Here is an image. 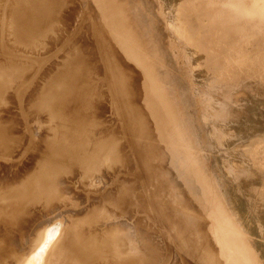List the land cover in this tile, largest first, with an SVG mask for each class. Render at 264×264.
<instances>
[{"label": "rangeland", "instance_id": "1", "mask_svg": "<svg viewBox=\"0 0 264 264\" xmlns=\"http://www.w3.org/2000/svg\"><path fill=\"white\" fill-rule=\"evenodd\" d=\"M11 1L12 0H5L6 2L4 3L5 8L4 10L2 9V11H0V45L4 43L5 39H7V37H5L6 35L2 33L1 31L5 29H9V28H14L11 24H9L8 26L5 25V20L3 22V19L5 18L4 16H6V14H8V16L10 15V10H9L10 5H6V4H9ZM52 1L54 2V0ZM65 1H66V7H61L60 5H58V7L56 6V9H55L56 13L54 16H56L55 17L56 19L58 18V20L60 19L65 22L63 23L62 21V24L59 22V24L61 25V28L60 26L59 28L61 29L62 32H64V36L66 37L63 36L62 38H59L58 37L59 35H58L57 36L58 38L56 37L57 41L55 43H54V40H52V38H48V41L52 40V43H54V45L50 42L51 43L50 48H48L46 45H42L43 47L45 46L43 49V47L41 46V41L39 40V38L37 39V37L41 34L50 33V30H48L46 27L44 28L40 27L41 23L37 19L38 18L37 14H35L34 12H30L31 20L34 19L33 24H32L34 25V27L32 28L33 40L35 39L36 45L38 44V41H40L39 42L40 46L39 44L37 45V49L38 48L39 49L37 50L35 48L34 51L37 50V52L32 51L34 52L33 54L32 52L31 54L30 53L25 54L21 50L18 51L15 47L5 46V48L9 52L14 53L16 57H10L8 54H4V56H1L2 59L0 60V66H3V67L5 66L6 72L9 73L7 75L8 79H12L14 76H19L20 74H23L25 76V77L22 76L18 80H16L15 81L16 84L11 82L9 84V88H13L16 85H19V82H20V86L22 88H26L24 91V95L27 96L28 95L27 91L29 92L32 91L29 89H33L34 91L36 89L37 91H35V93L33 94L34 96L33 106L30 104L27 109L26 108L24 109L23 112L20 110L19 106L16 103V99H17L16 97H15L16 99H14L13 96L12 97L10 96L11 97L10 101L8 98H6V102L3 101L4 105L8 104L9 102L12 105V107H14L13 109L11 107V110L13 111V113H16L15 114L16 119L22 125V128H20V130L21 129L23 130L19 132L20 133L19 136L21 139V140H18L19 142H21L19 144V147L14 150L12 155L2 156L3 158L0 157V173H1L0 174V187L2 186L3 188V190L2 188H0L1 189L0 197L2 196L1 194L2 192H3V195L5 196L7 195L6 197L10 196L13 193V190L16 189L15 186L17 185V183L15 184L14 182L19 181V179H23L24 177L28 181H31L32 179L31 176H33V178L34 176L38 178V176L40 175L39 171H38V175H36L37 170L34 169L33 167L34 166V161H33L34 156L31 157V155L33 154L32 152H34V150L31 151L27 147V145L29 144L28 142L29 138H27L28 136L25 137V135H27L29 131H32L33 133L36 132L37 134L49 136L48 128L50 126H53L54 124H57L61 126L63 129H67L71 135H74L76 132H81L82 134H80L81 136H79V139L82 140L86 145L85 146L84 143L82 144L83 149L91 150V151L94 150L96 154L94 155L91 165L82 164L81 162H78L75 160L74 162L69 161L66 164H64L63 158L60 156H56L61 161V164H63L57 169L58 172L63 173V172L70 171L72 174V170L70 169L69 163H74L77 167H79L82 170V172L80 173V176H78L79 174H77L76 176L75 175L76 173L74 172V174L70 178H68L69 176L65 177L66 175L64 174H58L56 176L58 178L55 177V179L59 181V184L57 185V183L55 182L52 190L50 191L51 193H54L58 188L57 190L58 196H56V200L53 201L54 203L43 204L40 202L39 204L38 203L33 204V205L30 204L31 205L30 207L27 204L28 207L21 206L18 208L14 205L13 202H3L2 205H0V210H1L0 213H2V218L0 222V245L4 244L3 241H7L9 243V241L11 240V242L13 243V245L11 243V252H9L11 253L10 255L9 253L0 251V260H2L1 262H5V264H57V263L58 264H78L76 262V259H72L69 257L68 249L71 248V246L73 245L74 241L72 238H75L74 234L71 235L70 226L73 227L72 225L74 224H72V222H75L76 226L78 227L76 229L77 230L76 232H78L79 235L81 236L79 230L82 229L81 227H84L86 225L85 222L87 221V218L88 219L92 218V220L95 218L94 221L90 219L92 222V225L96 226L94 227V229L96 230L98 229V231L99 229H101V227H102V230H104L105 228L107 229L111 227L113 229H119L121 230V232L118 235L120 238H128V236L132 234V233L128 234V231H127V234L126 232H124V230H127L128 228H131L132 230H136L139 232V234L141 233L142 235L144 233L142 230L145 229L147 231L146 228H149L150 231L147 234H148V239H150V243L148 242L147 244L148 246L145 244L143 245L144 250H142V247H143L142 242L136 241L133 238H131L133 235H131V237L129 236L131 238V243H133L134 245L132 246V244L130 243L131 246L129 244L127 249L131 254L133 255L135 254L134 255L135 259L126 260V261H128V263H131V264H150V263L151 264L152 263L153 264H165V263L166 264H176V263L177 264H180V263L181 264H243L244 262H247L246 264H252V263L261 264V262L259 263L260 261L259 253H255L254 251H252V247L248 246L250 241L247 240L246 238L248 237L249 239H252L253 243L255 240L257 243L264 242V226H263L264 225L263 224L264 222V159L260 157L262 160L261 159L259 160L256 157V156H262V155L264 156V88L262 87L263 84L251 83L250 92H248V90H246V85H243V82L246 84H249V82L254 81L255 80L254 78H256L257 76H260L261 74L262 76L260 77H264V65L258 62V60L263 59V56L258 55V54H253L251 51H245V55L243 56L242 62L244 64L243 65L244 68L248 69L247 78L249 82L246 80L245 81L240 80V76L238 75L239 73L238 68L240 67L239 65L238 67L234 66L230 68L232 69L233 72L231 75H226V76L227 77L230 76L231 78L232 77L236 78L235 84L237 85L240 84L239 85L240 87H236L237 89L236 88L231 89L222 84H217L218 81L221 80L222 77L225 76L223 71H221L218 74H215V76H213V74H211L210 76L209 75L206 76L205 71L203 69H201L202 72L199 71L200 68H197V66H195V69H194L193 64L192 66L188 67L187 71L190 72L194 69V75L190 74L189 75L190 81L185 82L184 78L182 77L181 69L179 66L180 61L175 60L174 65H171L170 61L167 64L165 61H160L161 59L159 58V53H162V51L159 48V46L158 48H155L153 52L147 49V47L144 44L145 42L142 36L143 34L142 29H144V27L142 26V28H138L137 26L134 25L135 22L131 20V15L134 13V11L132 10L134 9L131 10L130 8L132 6H129V5H128L129 8H127L126 6L128 4L127 2H124V0H115L114 3H111L113 7L111 6L107 8L102 7V5L100 6L98 4L100 7L97 9V11L104 9L109 19L107 23L103 24V23L98 22L97 12L94 11L92 8L90 9L88 8V2L86 0H65ZM57 3H59L58 0H57ZM122 6H125V8H123ZM204 7L208 10L213 8V7H210L208 3H206V5L204 4ZM253 8H255V6L253 5L248 6V9L253 10ZM66 10L67 11L69 10L74 16V21L71 24H69L68 21H65L66 20L65 14H68L66 13L67 12ZM19 11H20V8L15 10V13ZM33 14L34 16H32ZM61 15H62V19H61ZM133 16L135 18V15ZM119 17L122 21L125 20L126 25H127V29L125 28L126 31L123 29L124 25L121 24V20L119 19ZM214 20H215V16L212 18V21ZM200 22H201V26L199 28V31L197 32L200 36L204 38L202 39V47L205 49L204 50L205 52L202 53L203 55H208L211 52L212 54L214 53L219 54L221 52L226 53L232 49V47H228L227 45H224V39L219 37L218 34H214V35L208 34L207 36L209 37L206 36V34L208 33V30H205L206 28L204 27V25L208 24V18L202 19L200 20ZM220 22L222 23V21ZM118 23H119V26H117ZM216 23H217V19L215 20V24ZM101 24L105 25L107 29H109L110 32H114V33H117V30H118L117 27H118L120 30L119 34L120 33L123 34L122 38H124L123 39L124 42L127 41L126 36L127 37L132 36L133 42L128 40L126 45H132V44L136 45V50H134L132 55L135 58L139 59V62H141V66L145 68V70H147L148 72L147 73L148 76L143 74V79L146 80L148 77H150L149 79L152 80V84L155 87V91L153 92L154 96L147 97L149 101L154 102V100L157 97L164 98L165 101H167L169 105V110L173 112V109H174V114H176V111H177L176 108L178 106L176 105L178 102V98L176 96V92H174L175 86H176L178 87V89L185 88V87L191 88L195 94L199 95L197 99L196 98L193 100L190 99L191 102L188 108L186 109L187 115L197 114L198 112L193 102L198 101L200 99L204 100L205 102H208L207 104L209 105V110H207L208 107L206 106V103H204L203 108H201V110L198 113L200 116H199V121H197L196 123L198 122L199 123L193 127V132H195L196 134L206 135L205 143L197 145L196 142L194 141L195 135H192L191 137L188 136L190 134L188 126L186 125V122L183 121L184 120L183 118H178L179 115H177L178 117L175 115V120L172 122V125H173L172 128L174 129V133L177 135V137L180 136L179 138L181 140V144L184 141L183 142L184 144L180 146V149L182 151L181 155H183L181 157L184 160H182L181 157H176V155H173V157H171V161H173L174 163L172 162L170 164L175 165L177 163L182 164L184 162L186 163L185 165L187 166L183 168V171L178 172V174L180 175L178 176L179 178L177 177L178 175L177 171L174 172L176 175L172 173L171 176L173 178H175L176 176V178L174 181V179H172L170 176L169 177L170 182L171 181L172 183L182 182V184H186V181L192 180L194 178L193 182H191L193 186L192 187L189 186L186 189H183V192L177 191L175 187H173L174 185L171 184L170 182H166V184L167 183L169 184V185L167 184L168 185L167 187L166 184H164L165 180H162L159 177L157 178L156 176L158 175L155 176L154 172H151L149 174L148 172L149 169L148 170H146V168L144 169L143 166L140 165V163H138V159L135 157L136 155L134 153L130 155L120 154V155L115 156V158H111V159H108L105 157L103 158L102 154L105 153L107 151V148L109 147H106L103 151H100L98 144L99 142L107 138L111 139L113 143L115 140H118L120 144H122V146L125 148L127 153H130L129 151L130 149L135 150V147H133L132 143L127 140L128 138L127 136L129 135V133L127 132L126 134L125 133L119 134L123 130L125 124H122V121L119 120L120 114L117 112L118 107L115 104V102H113V100L111 99L112 97L111 93L107 94L109 92L105 90V88L102 91V93H104L105 96L101 95L100 96L101 99L98 98V96H96V98H98V105L96 107L94 106V104L87 105L86 103L88 101L87 100L84 101L85 107L83 106L82 108V113L84 115L79 114L80 110L75 109L76 105L73 106L74 98H75L74 94H70L62 99L58 97L56 93L54 92L55 84L56 85L57 83L62 84V80L60 78L65 79L64 74H60L61 76L59 75L57 76V73L58 72L60 73V67L65 65L66 62L67 63L70 62L69 63L71 64L70 66H72V68L74 69L81 67L80 71H87L86 64L83 60L90 62L91 66H94V63H96L95 65L102 67L101 61H97V62L92 61L93 57L95 56L92 49H94L95 47H91L89 49L90 52H88L89 50H84L82 48V45L77 44V42L80 43V41H77L78 37H82L86 41L85 39L86 35H89V33H91L92 31L98 30L96 27ZM63 27L66 28L65 31H68L67 33L63 31L64 30ZM67 28L69 30H67ZM170 32L172 36H176L175 32H172L171 30ZM12 40L14 42V41H17L18 38L13 36ZM181 40H182V44H180L181 46H178V44H175L173 48L175 47V48L185 51L188 49V45L186 42L184 44L182 37H181ZM98 42H100V40H96L95 38L92 41H86L87 45L89 46H94ZM52 45L54 47H52ZM21 48H23V45H21ZM73 49H75V52H74L75 56L72 55ZM44 51H46V54H44L45 53ZM1 53L2 52L0 48V54ZM83 53L86 54L85 57L81 56V54ZM235 53L237 54L236 51ZM48 56L50 58H48ZM61 56H62V59H61ZM64 56L65 58L63 61ZM76 56L78 58H81L82 60L77 62V60L74 59ZM217 56L219 57V55ZM237 56L239 55L238 54L236 55V59H237ZM70 59H74V60L71 62ZM51 61H54V62H51ZM209 61L211 63L221 64L222 62H224V58L221 60H216L215 56H213L211 57V59H209ZM50 62L53 64L50 65L51 64ZM56 62L61 63L59 64L60 66ZM236 63L238 62L236 61ZM87 68L89 71V66H87ZM52 70L53 72L51 74ZM40 72H42L41 75H40ZM120 72L128 73V74H131L132 76L136 74V70L134 69V67L130 66L129 64L123 66L120 69ZM192 77H194V80H193L194 82H191ZM212 78H217V81L213 82ZM134 79L137 80V78H134ZM84 80H85V77H84ZM107 82H109L107 77L100 76L98 81L96 80L93 84H91L90 82V85L99 87L101 85L106 84ZM190 82L192 83L191 86H190ZM7 84H8V81H7ZM6 86H4V88ZM195 86L199 87V92H197L198 90ZM88 87H89V83L85 80L84 84L81 85V89L84 90L85 92H88L89 90ZM7 90L8 88L6 89V91ZM245 90H246V93H244ZM221 92L225 96H222ZM82 95L86 96V93L82 92ZM63 101L65 102L63 103ZM213 101L216 102L215 104L216 109H217L216 117H214L215 112H216L215 108L212 110V107L214 106ZM68 103H71V104L68 106ZM34 105L37 108H35ZM222 105H224V110L223 111L220 110L221 113H219L218 109ZM33 110H37L36 111L37 114L36 113L32 114ZM93 110L99 117L102 118V119L100 118V123H98L97 121H91L92 118L90 117L93 116ZM98 110H102V111H98ZM202 111L205 112L204 114L206 118L208 119V121L204 120ZM39 112H40V115H39L40 119L43 118L41 123L38 122L39 119L37 115L39 114ZM246 112H248V114ZM20 119L22 120V122ZM69 119L71 122L70 125L65 123L66 120H69ZM6 120L7 119H5V121ZM184 127L186 130L183 129ZM228 127L232 128L231 131L228 130ZM105 130L107 131V133L105 132ZM184 131L186 133H184ZM187 131L189 132V134ZM95 133H97V135ZM100 135L101 137L99 138L98 136ZM217 136L220 137L219 144L217 141L218 138L216 139ZM96 137L99 139H97ZM254 140H256V142L252 144ZM54 142L56 143L57 141H54ZM20 145L22 146V148ZM172 145L174 146L175 149L178 148L176 142H173ZM187 145L188 147L190 145L188 149H187ZM89 146L91 147V149H89L90 148ZM24 147H27V148L25 149ZM253 147L257 151L259 149L258 153L253 154L255 153L254 151H252ZM230 148H231V151H233V155H232L233 158L241 157V159H243L244 163L240 164V166L239 165L234 166V160H232L229 157H225L226 150L228 149L230 150ZM68 152L71 155H74L77 159L79 158L76 155L75 151H68ZM20 153H23L22 156ZM152 155L154 157L156 153L153 152V154H151L148 157H152ZM186 156H189V157L186 158ZM133 157H135L134 160H133ZM100 158H103V159L101 160ZM189 160L190 161L193 160L194 162L193 161L190 162ZM96 161L98 162L99 167L92 166L93 163ZM99 162L101 165L99 164ZM127 163L128 164L131 163L129 164V168L127 166L128 165ZM191 164L192 165L194 164V165L192 166ZM48 165H49V161L47 160L45 163H43V166H44L43 168L47 167ZM211 165H213L214 172H216V175H217V177L214 179H212V176H211V171H210ZM230 167L232 168L229 171L228 169ZM33 170H35L36 172ZM223 170H227V173L223 172ZM145 171L147 172V174L145 173ZM154 171H156V169ZM187 171H188V174H187ZM197 172L199 174L201 173L202 175L200 174L201 176H199ZM232 172L233 173L235 172H239V173L248 172L249 173L250 172L249 174L251 178L246 181V184H247L246 185L243 180H240V179L236 180V177L237 175H239V173L233 174ZM48 174L52 176L56 175L55 173H48ZM186 174L189 177L188 176L185 177ZM166 176L167 175L165 174V177ZM123 177L128 180H125ZM149 177H154L155 179L157 178V180L152 179V178L149 180ZM131 178L135 179L136 181ZM145 178H147L148 180H144ZM198 179L202 181L200 182L199 180L198 182ZM137 180H138V183H137ZM124 181H125L124 184H127L128 187L124 184H123L124 186L121 185V183H123ZM145 181H147V183L151 182L150 183L151 186L149 185V183L148 184L145 183ZM114 182L115 184L118 183L116 184L118 185L116 186L117 188L116 187L114 188L115 184H113L112 186L114 188V192L112 191L113 189L107 191L108 188H112L111 185ZM203 183H205V185ZM215 183H217L218 185L216 186ZM119 184H120V187H119ZM136 185H139V186L136 187ZM152 185H154L153 188H155V186L157 187L160 186L159 188H155V189H158L159 193L155 189L152 190ZM206 185H207L206 188L208 190L205 189L204 187ZM3 186H7V187H3ZM88 186L89 188H87ZM149 186L151 187L152 191L149 190L150 188ZM250 186H252V188H250ZM8 187H11V189ZM13 187L14 189H12ZM139 187L141 191L138 189ZM7 188L10 189L9 193H8L9 190H7ZM120 188H122L123 190ZM124 188L125 190L126 188H128L129 190L128 189L127 190L130 193L127 190L124 192ZM145 188H147L149 191ZM163 188H165L166 190ZM172 188L174 189L172 190ZM92 189L94 191H91ZM118 189H120L122 194H120V191ZM159 189L165 190L164 193H162L163 191L162 190L160 191ZM132 190L134 192L133 194H132ZM154 190L155 192H153ZM170 190L173 192H171ZM150 191L152 192L151 194L153 197H155L154 195H157V194H161V196L163 197V194H164L163 201L165 199V194H167V201L165 199L166 203L163 202L159 197L158 198L161 201H157V198H154L156 201L152 200ZM107 192H110V193H107ZM147 192L149 193L148 195L151 196V198L148 196L146 197ZM208 192H211V194ZM102 193H104V195ZM105 193L107 195H105ZM126 193L127 195H125ZM136 193L138 194L137 197H136L137 195ZM108 195L111 197H115V195L117 197L118 195V198L120 199L118 201L119 203H117L116 205L114 202L113 203L111 202L112 204L106 202L107 200L105 197H109ZM170 195L178 198L177 201L173 202L172 199L170 200V198H168L170 197ZM205 195L208 197H206ZM5 196H2V197H5ZM121 196L123 200H121ZM123 197H127V200L129 202L132 200L131 203H129L128 201H125V198ZM144 197H146L148 201H145L146 199H144ZM103 198H104V201H103ZM135 198H138V199H135ZM141 198L144 199L145 201L144 205L142 204ZM133 199L135 202L133 201ZM223 199L226 200L227 203H225ZM7 200L8 199H4L3 201H7ZM123 201L128 202V203H126V205L124 206L125 203ZM154 201L155 203L158 202L156 203L157 206L156 204L153 203ZM121 202L123 203L121 204ZM168 202L170 205L167 204ZM135 203H137V206ZM150 203L151 205H149ZM207 203L208 204L211 203V204L208 205ZM127 204H130V206ZM138 204L140 205L138 206ZM141 204H142V208H141ZM145 205L149 206V207L146 206L147 211L148 209L152 210L151 214H149L150 210L149 212H146L145 207H144ZM158 205L161 207V209L164 208L162 212H161V209H159ZM126 206H128V208H126ZM165 206H167L166 208L167 215L170 211L169 208H172L174 210L175 209L173 208L174 206L176 207V209L178 208L181 210V211L175 210L176 212H174L171 209L169 216L171 217L173 215L172 218L174 217L176 218V220H173V222L175 221V223L173 224L174 225L179 224V225H176L175 228L177 227L178 230L183 231V234H185L184 237L188 239L189 242L186 240L180 243L181 241L179 242L175 232H174L175 236L174 234L171 235V231H172L171 229L173 227L172 225H169L171 224L168 221L170 217L169 216L166 217L167 215L165 216V211H166ZM137 207L139 208V211L141 210L142 212L139 213ZM211 207L213 208L212 210H211ZM26 208L30 209V210L27 209L30 213H28ZM125 208L128 210H126ZM130 208L135 211L133 210L131 211ZM158 209L160 210L159 213H158L159 211ZM229 209L231 210L236 209L238 211V214H236L237 215L236 218H234L235 214H232ZM129 211L130 213H132V214H129V217L131 218V220H127V218H129L128 217ZM153 211L155 212L153 213ZM172 211L174 213L170 215ZM23 212H24V216L27 218L24 222H19L18 220H16V215H21L23 214ZM177 212H178V215L176 214ZM160 213L161 215H163L164 213V216L162 217ZM219 213L221 214V216ZM149 215L151 216V218ZM185 216L186 218H184ZM138 217L139 219L141 218L140 219L141 224L137 222V220L139 221ZM154 217H156L157 222ZM159 218H163V220L162 219L160 220ZM179 218H181V220ZM178 219L179 221H177ZM184 219L185 221H183ZM134 220H136V222ZM164 220H166L165 224L164 222H159V221H164ZM181 221L184 223H182ZM122 222H124L123 225H122ZM142 222L145 226L142 224ZM187 223L189 224V227L191 229L187 227L188 226ZM104 224H108L107 227ZM155 224L157 225L159 224V226H156ZM185 224L187 225L185 226ZM244 225L248 226V232H246L247 234L243 233L242 231ZM168 226L169 227L171 226L170 229L168 228ZM86 227L87 226H85V228ZM185 229H187L188 231ZM91 230L94 232L93 229ZM253 230L255 231L253 232ZM168 231H170V233ZM93 232L91 234L96 233V232L94 233ZM103 233H105V231ZM192 234L195 237H192ZM196 234H198V236ZM25 235L28 236V239H26L27 236ZM226 240L228 243L226 242ZM59 243L61 245H59ZM181 244H183V246H181ZM139 245L141 246V248H136ZM192 245H194V247ZM224 245L226 248H224ZM134 246L135 248H133ZM7 247L8 246L5 245L3 248L6 249ZM53 247L56 249V252L58 254L57 256L60 259V260L59 259L56 260L58 261L57 263L54 262L49 252L50 248H53ZM161 248H164V249H161ZM165 248H168V249H165ZM134 249L135 250L138 249V250L135 251ZM164 250H167L168 252ZM171 251L174 253H172ZM203 252H204V256H203ZM26 253L27 254L29 253L28 254L29 256H27ZM194 253L196 256L194 255ZM174 254L175 256H173ZM183 254L185 255V258ZM235 254L236 255L239 254L242 260L240 257L238 259ZM94 255L96 257H94ZM109 255L106 254L105 256H101L99 254H91L85 258L87 259L88 264H115L114 262L115 260H113L114 258H112L111 255L110 257H107ZM164 255H167V256L169 255V256L167 257ZM169 258L172 261L169 260ZM124 263L125 261H123L120 264H124ZM128 263L126 262L125 264H128Z\"/></svg>", "mask_w": 264, "mask_h": 264}, {"label": "bare ground", "instance_id": "2", "mask_svg": "<svg viewBox=\"0 0 264 264\" xmlns=\"http://www.w3.org/2000/svg\"><path fill=\"white\" fill-rule=\"evenodd\" d=\"M58 1H59V3H57V0H56V2H55V0H54V2L52 0H12L9 4H6V5H10V9H9L10 15L8 16V14H6V16H4L5 18L3 19V22L5 20V25L8 26L9 24H11L14 28H9V29H5V30L1 31L2 33H4L6 35L5 37H7V39H5L4 43H2V45H0L1 52H2L0 54V60L2 59L1 56H4V54H8L10 57H16L15 54L9 52L5 48V46L15 47L18 51L21 50L25 54H28V53L31 54V52L34 51L35 48L37 49V45L39 44L40 41H41V46L46 45L48 48H50V44L52 43V40H54V43H55L57 41L58 37L62 38L64 36V32L61 31V29H60L61 25L59 24V22L62 24L63 20H60V19L58 20V18L56 19L55 18L56 16H54V15L56 13L55 12L56 6L58 7V5H60L61 7H66V1L65 0H58ZM86 1L88 2V8L89 9L92 8L94 11L97 12L99 23L105 24V23H107V21H109L104 9L100 10V11H97V9L101 5H102V7H105V8L111 7V6L113 7V5L111 3H114L115 0H86ZM124 2L128 3L126 5L127 8H129V6H132L130 9L131 10L134 9V10H132V11H134V13L131 15V20L133 22H135L134 25L137 26L138 28H142V26L144 27V29H142L143 30L142 36H143V39L145 42L144 44L147 47V49H149L153 52L155 50V48H158V46H159V48L162 51V53H159V58L161 59L160 61H165L167 64L170 61L171 65H174L175 60L180 61L179 62L180 64L179 63L178 64L180 66L182 77L184 78L185 82L190 81L189 75L190 74L194 75V69H195V66H197V68H200L199 71L202 72L201 69H203L205 71L206 76H208V75L210 76L211 74H213V76H215V74H218L221 71H223L225 76L222 77V79L219 80L217 84H222V85H224L228 88H231V89L236 88V87H240L239 86L240 84L239 85L235 84V79H236L235 77L231 78L230 76L227 77L226 75L232 74L233 71H232V69H230L231 67H234V66L238 67V65H239L240 67L238 68L239 69L238 75L240 76V80L248 81V78H247V75H248L247 70L248 69L244 68V66H243L244 64L242 62L243 56L245 55V51H251L253 54H258V55L263 56V59L258 60V62L260 64L264 65V0H124ZM4 3H6L5 0H0V11H2V9L4 10V8H5ZM206 3H208L209 6L213 7V8H211L210 10L206 9L204 7V4L206 5ZM11 4H12V6H11ZM211 4H213L215 7ZM251 5L255 6V8H253V10L248 9V6H251ZM122 7L125 8V6H122ZM18 8H20V11L15 13V10H17ZM30 12H34L35 14H37V17H38L37 19L41 23L40 27H42V28L46 27L48 30H50V33L41 34L37 37V39L39 38V40H40V41H38L37 45L35 44V39L33 40L32 28L34 27V25H32V24H33L34 19L31 20V18H30L31 13ZM66 13H68V14H65L66 20L64 18L63 19L65 21H68L69 24H71L74 21V16L69 10ZM133 15H135V18ZM32 16H34V14ZM214 16H215V20L217 19L216 24H215V20L212 21V18ZM139 17H141V18H139ZM206 18H208V24L204 25V27L206 28L205 30H208V33L206 34V36L208 34L209 35L218 34L219 37L224 39V45H227L228 47H232V49L230 51H228L226 53L221 52L219 54H217V53L212 54V52L209 53L208 55L202 54L203 52H205L204 51L205 49L202 47V39H204V38L202 36H200L197 31H199V28L201 26L200 20L206 19ZM61 19H62V15H61ZM119 19H120V17H119ZM220 21H222V23ZM35 23H37V22H35ZM63 23H65V22L63 21ZM103 24L98 25L96 27L98 30L92 31L91 33H89V35H86V38H85L86 41H92L94 38L96 40H100V42L96 43V45H94V46L87 45L86 41L82 37H78V40L76 39L77 41H80V43H78L76 41L77 44L82 45V48L84 50H89L91 47H95L94 49H92V51L94 52V55H95L93 57L92 61L93 62L101 61L102 67L95 65L96 63H94V66H91L90 62L83 60L86 64V70L87 71H80L81 70L80 66H78L80 68L74 69V68H72V66H70L71 64H69L70 62L68 60L69 63L66 62L65 65L61 66L60 67V73L59 72L57 73V76L58 75L61 76L60 74H64L65 79L60 78L62 80V84H58V83H57V85L55 84L54 92L56 93V95L58 97H60L62 99L64 97L70 95V94H74L75 98L73 96V98H74L73 106L76 105L75 109L80 110L79 114H83L82 108H83V106L85 107L84 101L87 100L88 101L86 103L87 105L94 104V106L96 107L98 105V98H100L101 95L105 96L104 93H102V91L105 88V90H107L109 92V93L106 92L107 94L111 93V96H112L111 99L113 100V102H115V104L118 107L117 112L120 114L119 120L122 121V124H125L123 130L119 134H122V133L126 134L128 132L129 135L127 136L128 137L127 140L132 143L133 147H135V150L130 149L129 150L130 153H127L125 148L122 146V144H120V142L118 140H115L113 143L111 139L107 138V139H104L103 141L99 142V144L97 142L100 151H103L106 147H109V148H107V151L102 154L103 158L105 157V158L111 159V158H115V156L120 155V154L130 155V154L134 153L136 155L135 157L138 159V163H140V165H142L144 169L145 168H146V170L149 169L148 170L149 174L151 172H154L155 176L158 175V176H156L157 178L159 177L162 180H165V183L164 182L163 183L166 184V182H170L169 177L171 176L172 173L175 174L174 172L177 171V174H178L179 171L180 172L183 171V168L187 166V165H185L186 163H184V162L183 163L181 162L182 164H180V163H177L175 165L170 164L173 162V161H171V157H173V155H176V157L183 156V155H181L182 151L180 149V146H182V144H184L183 143L184 141L181 144V140L179 138L180 136L177 137V135L174 133V129L172 128L173 127L172 122L175 120V115L176 116L179 115V117L178 116L177 117L183 118L184 119L183 121L186 122V125L188 126V129L190 131V134L187 131L189 134V135L188 134L187 135L190 137L192 135H195L194 141L196 142V144L197 145L203 144L206 141V137H205L206 135L196 134L195 132H193V127L199 123V122L196 123L197 121H199L200 115L198 113L201 110V108H203L204 103H206V106L208 107L207 110H209V105L207 104L208 102H205L204 100H201V99L193 102V104H194V106L198 112H197V114L187 115L186 109L188 108V106L191 102L190 99H192V100L195 98L197 99L199 95L195 94L191 88L185 87V88H179L178 89V87H176V86H175V91H174V92H176V96L178 98V102L176 104V105H178L176 108L177 109L176 114H174V109H173V112L171 110H169V105H168L167 101H165L164 98L157 97L154 100V102L149 101L147 99V97L148 96H152V97L154 96L153 92L155 91V87L152 84V80L149 79L150 77H148L146 80L143 79V74L148 76V74H147L148 72H147V70H145V68H143L141 66V62H139V59L135 58L132 55L134 50H136V45L135 44L126 45L128 40L133 42L132 36H129V37L126 36L127 41L124 42V40H123L124 38H122L123 34L122 33L119 34L120 30L118 27H117V29H118L117 33H114V32H110L109 29H107V27ZM121 24L124 25V28H123L124 30H125V28L127 29V25H126L125 20H123V21L121 20ZM59 26H60V28H59ZM117 26H119V23L117 24ZM63 28H62V30H63ZM65 29L66 28H64L63 31H65ZM69 29H70V27H69ZM69 29L67 28V30H69ZM170 30L172 32H175L176 36H172ZM65 32L67 33L68 31H65ZM10 34H11V36H10ZM13 36L17 37L18 40L13 42V40H12ZM64 37H66V36H64ZM181 37L183 38L184 44L186 42L188 45V49L185 51L180 50V49L175 48V47L173 48V46L175 44H178V46H181L180 45V44H182ZM207 37H209V36H207ZM48 38H52V40L48 41ZM54 43H52V44L54 45ZM21 45H23V48H21ZM53 45H52V47H54ZM39 46H40V44H39ZM44 47H43V49H44ZM37 50L34 52H37ZM234 50L240 56V57L237 56V59H236L237 54L235 53ZM34 52H32V54ZM44 52H45L44 54H46V51H44ZM74 52H75V49H73V51H72V55L75 56ZM88 52H90V50ZM39 53H40V51H39ZM217 55H219V57ZM81 56L85 57L86 54L83 53V54H81ZM81 56H79V57H81ZM213 56H215L216 60H221L224 58V62H222L221 64L211 63L209 61V59H211V57H213ZM48 58H50V57L48 56ZM64 58H65V56L63 57V61H64ZM61 59H62V56H61ZM74 59H76L77 62L82 60L81 58H78L77 56ZM74 59H70L71 62ZM236 61L238 63H236ZM51 62H54V61H51ZM52 64L53 63H51L50 65H52ZM57 64L59 65L61 63H57ZM127 64L134 67V69L136 70V74L134 76H132L131 74H128V73H121L120 72V69ZM192 64L194 66V69L192 71L188 72L187 69L189 66H192ZM87 66H89V71H88ZM101 68H103V69H101ZM52 69H53V67H52ZM52 72H53V70L51 71V74H52ZM8 74L9 73H7L5 70V66L4 67L0 66V157L5 156V155L6 156L12 155L14 150L19 147V144L21 143L18 141V140H21L20 136H19V134H20L19 132L21 130H23V129L20 130V128H22V125L17 121L16 115H15L16 113H13V111L11 110L12 105L9 102H8V104L4 105L3 101L6 102V98H8L10 101V98L12 96L14 97V99L17 98L16 103L19 106L20 110L23 112L24 109L25 108L27 109L30 104L33 106V102H34L33 94L35 93V91H37L35 89L36 88L35 87L34 88L35 91L33 89H29L32 91H30V92L27 91L28 95L27 96L24 95V91L26 88H22L20 86V82H19V85H16L13 88H9V84L11 82L16 84L15 81L24 75L20 74L19 76H14L12 79H8L7 78ZM41 74H42V72H40V75ZM47 74H48V72H47ZM81 74H82V76H81ZM89 76H90V78H89ZM100 76L107 77L109 82H107L106 84L101 85L99 87L90 85V82H91V84H93L96 80L98 81ZM260 76H262V74ZM260 76H257L256 78H254L255 80L252 82L248 81L249 84H246L243 82V85H246V90H248V92H250L251 83L263 84L262 87L264 88V77H260ZM84 77H85V80L89 83L88 92H85L84 90L81 89V85H83L85 82ZM134 78H137V80H135ZM193 80H194V77L191 78V82H194ZM7 81H8V84H7ZM212 81L213 82L217 81V78H212ZM191 82H190V86L192 85ZM6 84H7V86H6ZM4 86H6V87L4 88ZM7 88H8V90L6 91ZM196 88L198 90L197 92H199V87H196ZM246 90L244 93H246ZM82 92L86 93V96H83ZM221 94H222V96H225L222 92H221ZM96 96H98V98H96ZM100 99H99V101H100ZM64 102L65 101H63V103ZM70 104L71 103H68V106ZM102 104H103V102H102ZM213 104H214V106L212 107V110L215 108L216 112H215L214 117H216L217 116V109H216V105H215L216 102L213 101ZM242 104H244V103H242ZM34 107L37 108L35 105H34ZM13 108L14 107H12V109ZM220 110L221 111L224 110V105H222L218 109L219 113H221ZM36 111L37 110H33L32 114L36 113ZM98 111H102V110H98ZM204 113L205 112L202 111L203 118L205 121H208V119L206 118ZM246 113L248 114V112H246ZM39 115H40V112L37 116L39 119L38 122L41 123L43 118L40 119ZM94 115H95V117H94ZM96 115L97 114L93 110V116L90 117V118H92L91 121H97L98 123H100L101 117H99L98 115L96 116ZM85 117H86V115H85ZM246 117H247V115H246ZM5 119H7V120L5 121ZM74 120H75V118H74ZM21 122H22V120H21ZM65 123L70 125L71 124L70 119L66 120ZM180 126H182V125H180ZM48 129H49V132H48L49 136L37 134L36 132H35L36 133L35 134L32 131H29L28 129L27 130L29 132L27 135H25V137L28 136L27 138H29L28 142H29L30 146H29V144L27 145L28 149H30L31 151L34 150V152H32L33 154L31 155V157L34 156V159H33L34 166L33 167H34V169L37 170L36 175H38V171L40 172V175L38 176V178H36V176H34V178H33V176H31V178H32V179L30 178L31 181H28L24 177H23V179H19V181H16V182L13 181L15 184L17 183V185L15 186L16 189H14V187L12 188L15 191L13 190V193L12 194L10 193L11 195L8 197H6L7 195L6 196L3 195V192H2L1 193L2 196H5V197H2V196L0 197V205H2L3 202H13L14 205L18 208L21 206L28 207V205L30 207L31 206L30 204H32V205L36 204V203L39 204L40 202L43 204L54 203L53 201L56 200V196H58V192H57L58 188L56 191L54 190L55 191L54 193H51L50 191L52 190L55 182L57 183V185L59 184V181H57V179H55V177L58 174H64V175H66L65 177L69 176L68 178H70L74 174V172L76 173L75 174L76 176H77V174H79L78 176H80V173L82 172V170L79 167H77L74 163H69L70 169L72 170V174L70 171L69 172H63V173L58 172L57 169L60 166H62L63 164H61V161L56 156L62 157L64 160V164H66L69 161L74 162V160H75V161L81 162L82 164L91 165V162L93 161L94 155L96 153L94 150L91 151V150H84L83 149L82 144L84 142L79 139V136H81L80 134H82L81 132H76L74 135H71L67 129H63L61 126H59L57 124L50 126ZM183 129L186 130L185 127ZM231 129H232L231 127H228L229 131H231ZM105 132L107 133L106 130H105ZM184 133H186V132L184 131ZM95 134L97 135V133H95ZM184 136H185V134H184ZM98 137L100 138L101 135ZM99 138H97V139H99ZM217 138H218L217 141L219 144L220 137L217 136L216 139ZM54 141H57V142L55 143ZM80 141H82V142H80ZM90 141H92V140H90ZM173 142L177 143L178 148H176V149L174 148V146L172 145ZM255 142H256V140H254L252 144H254ZM84 145H85V143H84ZM185 146H186V144H185ZM27 147H24V148L26 149ZM189 147H190V145H189ZM189 147L187 145V149ZM21 148H22V146H21ZM92 148H94V147H92ZM89 149H91V147ZM189 150H191V149H189ZM64 151H66V152H64ZM68 151H75L76 155L79 158L77 159L74 155H71ZM252 151L255 152L253 154H256V153H258L259 149L257 151L253 147ZM153 152H155L156 155L154 157H153V155H152V157H148L151 154H153ZM20 154L22 156L23 153H20ZM61 155H63V156H61ZM232 155H233V151H231V148H230V150L229 149L226 150L225 157H229L232 160H234V166L235 165L240 166V164L244 163L243 159H241V157L240 158H235V157L233 158ZM135 157H133V160L135 159ZM187 157H189V156H186V158ZM256 157L259 160L261 158L264 159L263 155L262 156H256ZM103 158H100V159L102 160ZM186 158H185V160H186ZM181 159H182V157H181ZM47 160L49 161V165L47 167L43 168L44 167L43 163H45ZM182 160H184V159H182ZM216 160H218V159H216ZM169 161H171V162H169ZM191 161H193V160H191ZM129 162H131V161H129ZM102 163H104V162H102ZM99 164H100V162H99ZM129 164H131V163H129ZM129 164L127 165L128 168H129ZM92 166L99 167L98 162L97 161L94 162ZM152 168H154V169H152ZM210 168H211L210 171H211L212 179H214L217 177L216 172H214L213 165H211ZM231 168L232 167H230L228 170L230 171ZM155 169H156V171H154ZM33 171H35V170H33ZM188 171H187V174H188ZM26 172H25V174H26ZM223 172L227 173V170H223ZM28 173H30V172H28ZM48 173H55L56 175L52 176V175H49ZM145 173L147 174L146 171H145ZM236 173H239V172H235L233 174H236ZM249 173L248 172L239 173V175H237V177H236V180L237 179L243 180L246 184V181L251 178ZM165 174L167 175L166 177H165ZM187 174L185 175V177L188 176ZM194 174H193V176H194ZM200 174H199V176L202 175V174L201 175ZM148 175H147V177H148ZM144 176H146V175H144ZM178 176H180V175L178 174L177 177ZM196 177H198V176H196ZM56 178H58V177H56ZM133 178H131V179H133ZM151 178L155 179L154 177H149V180ZM157 178L155 180H157ZM171 178L174 179V181H175L176 176H175V178H173L171 176ZM124 179L128 180L126 178H124ZM161 179H160V181H161ZM116 180H117V178H116ZM116 180H115V182H116ZM133 180H135V179H133ZM133 180H131V181H133ZM144 180H148V179L145 178ZM193 180H194V178L192 180L186 181V184H182V182H173L172 183V181L170 183L174 185L173 187H175V189L177 191L183 192V189H186L189 186H191V187L193 186L191 184V182H193ZM199 180L200 179H198V182H199ZM201 181L202 180H200V182ZM115 182L112 183L111 187L113 186V184H115ZM119 183H121V182H119ZM124 183H125V181L123 183H121V185H123ZM137 183H138V180H137ZM145 183H147V181H145ZM150 183H149V185H150ZM116 184H118V183H116ZM116 184H115L114 188L116 186H118ZM167 184H166V186L168 187L169 184L168 185ZM203 184L205 185V183H203ZM124 185L127 186V184H124ZM215 185L217 186L218 184L215 183ZM138 186L139 185H136V187H138ZM153 186L154 185H152V190L160 187V186L159 187L155 186V188H153ZM170 186H172V185H170ZM3 187H7V186H3ZM119 187H120V184H119ZM204 187H205V189H207L206 188L207 185ZM0 188H2V186ZM8 188L11 189V187H8ZM8 188H7V190H9L8 191V193H9L10 189H8ZM87 188H89V186ZM114 188L113 187L108 188L107 191L113 189L112 191L114 192ZM250 188H252V186H250ZM120 189H122V188H120ZM120 189H118V190L120 191ZM127 189L128 188H126V190ZM138 189L141 191L140 187ZM145 189H147V188H145ZM163 189H165V188H163ZM163 189H159V190L160 191L162 190L163 191L162 193H164V191L166 189L165 190H163ZM173 189L174 188H172V190ZM2 190H3V188H2ZM126 190L124 188V192ZM133 190H132V194L134 193ZM149 190H151V187L149 188ZM155 190L158 192V189H155ZM155 190L153 192H155ZM168 190H167V192H168ZM91 191H94V190L92 189ZM119 191H118V193H119ZM151 191H150V194L152 193ZM171 192H173V191H171ZM107 193H110V192H107ZM174 193H175V191H174ZM208 193L211 194V192H208ZM102 194L104 195V193H102ZM120 194H122L121 191H120ZM145 194H146V192H145ZM148 194L149 193L147 192L146 197L148 196L151 198L152 194H151V196H149ZM105 195H107V194L105 193ZM125 195H127V193ZM157 195H154L155 197L152 196V200H155L154 198H157V201H161V200L163 201L164 194H163V197L161 196V194H157ZM137 196H138V194L136 195V197ZM127 197H123V198H125V201H128ZM130 197H131V195H130ZM146 197H144V199H146ZM206 197H208V196H206ZM94 198H95V196H94ZM105 198L107 200L106 202H108V203L114 202L116 205H117V203H119L118 201L120 200L118 198V195H117V197L115 195V197L109 196V197H105ZM168 198H170V200L172 199L173 202L177 201V199H178V198L171 196V195ZM4 199H8V200L3 201ZM135 199H138V198H135ZM144 199L141 198L143 205H144L145 201H148V199H146L145 201H144ZM165 199L167 201V194H165ZM165 199L163 202H165ZM121 200H123L122 196H121ZM208 200H209V198H208ZM103 201H104V198H103ZM131 201L130 202L128 201V202L131 203ZM133 201H134V199H133ZM155 201L153 202L154 204L158 203V202L155 203ZM123 202H121V204ZM128 202H124L125 203L124 206ZM224 202L227 203L226 200H224ZM151 203L149 205H151ZM135 204L137 206V203H135ZM142 204H141V208H142ZM167 204H169V202ZM209 204H211V203H209ZM127 205L130 206V204H127ZM132 205H134V204H132ZM139 205L140 204H138V206ZM169 205H167V206H169ZM136 206H134V207H136ZM146 206L147 205L144 206L145 210H146ZM156 206H157V204H156ZM167 206H165V210H166ZM147 207H149V206H147ZM126 208H128V206H126ZM173 208H175V209L173 210L172 208H169L170 209V211L168 210L169 213L171 212V209L174 212H176L175 210L181 211L178 208L176 209L175 206ZM27 209L30 210L29 208H26V210ZM159 209H161L160 206H159ZM163 209H161V212ZM212 209L213 208L211 207V210ZM126 210H128V209H126ZM132 210L133 209H131V211ZM149 210L150 209H148V211L146 210V212H149ZM229 210L232 214H235L234 218H236V216H237L236 214H238V211L236 209H233V210L229 209ZM133 211H135V210H133ZM155 211H153V213ZM173 211L170 215H172L174 213ZM0 212H1V210H0ZM24 212H25V210H24ZM24 212L21 215H16V220H18L19 222H24L27 218L24 216ZM138 212L140 213L142 211L141 210L139 211V208H138ZM159 212H160V210L158 211V213ZM28 213H30V212L28 211ZM151 213H152V210H150L149 214H151ZM166 213H167V210L165 211V216L167 215ZM169 213L166 217L169 216ZM129 214H132V213H130V211H129L128 217H129ZM176 214L178 215V212ZM155 215H153V216H155ZM160 215H161V213H160ZM161 216L163 217L164 213ZM172 216L171 217L169 216L170 219L167 218V219H169L168 220L169 223H171L169 225H172V227H173L171 229L172 231L170 230L171 235L174 234V232H175L179 242L181 241L180 243H182L186 240L189 242V240L184 237L185 234H183V231L178 230L177 227L175 228V226L179 225V224H175V225L173 224V223H175V221L173 222V220H176V218L174 217L175 218L174 219V218H172ZM220 216H221V214H220ZM166 217H165V219H166ZM179 217H180V215H179ZM1 218H2V213H0V222H1ZM129 218H127V220H131V218L130 219ZM136 218H137V216H136ZM150 218H151V216H150ZM154 218L156 219V217H154ZM184 218H186V216ZM90 219L92 220V218H90ZM90 219L87 218V221L85 222V224H86L85 226H87V227L86 228H85V226L81 227L82 229L79 230L81 236L79 235L78 232H76L77 231L76 229L78 227L76 226L75 222H72V224H74V225L71 224L73 227L70 226L71 235L74 234L75 238H72L74 241L73 245L71 246V248L68 249L69 257L72 259H76V262L78 264H88L87 259L85 257H88L91 254H99L101 256H105L106 254H108V255L110 254L112 256V258H114L113 260H115L114 261L115 264H120L123 261H125V263L126 262L128 263V261H126V260L135 259V256H134L135 254L134 255L131 254L127 249L129 244L131 243V238H133L136 241L142 242L143 243V244L141 243L142 246L144 244L147 245L148 242L150 243V239H148V234H147L150 231L149 228H146L147 231L145 229H143L142 231L144 233L142 232L143 233V235H142L141 233L139 234L138 231L132 230L131 228H128L126 226L128 229L127 230L123 229L124 232H126V234H127V231H128V234L132 233L131 235H133V236L131 237V235H129L131 237L130 238L127 235L128 238H120L118 235L121 232V230L113 229L112 227L107 228V229L105 228L106 230L105 229L102 230V227H101V229H99V231H98V229L97 230L94 229V227H96V226L92 225V222ZM94 219L92 221H94ZM138 219H139V217H138ZM140 219H139V221L137 220V222H139V224H141ZM159 219L163 220V218H159ZM179 219L181 220V218H179ZM179 219L177 221H179ZM34 221H35V219H34ZM134 221L136 222V220H134ZM134 221H133V223H134ZM165 221L166 220L159 221V222H164V224H165ZM183 221H185V219ZM156 222H157V219H156ZM114 223H115V221H114ZM123 223L124 222H122V225H123ZM182 223H184V222H182ZM142 224H143V222H142ZM187 224H185V226ZM263 224H264V222H263ZM104 225H106V227H107L108 224H104ZM155 225L159 226V224L158 225L155 224ZM162 225H163V223H162ZM170 227L168 226L169 229H170ZM187 227H189V224ZM83 228H84V230H83ZM118 228H119V226H118ZM91 229H93L94 232H96V233L91 234L93 232ZM120 229H122V228H120ZM187 229H185V230H187ZM100 230H102V231H100ZM104 231H105V233H103ZM170 231H168V232L170 233ZM242 231H243V233L248 232V226L244 225ZM254 231L255 230H253V232ZM194 235H195V233H194ZM196 235L198 236V234H196ZM25 236H27V235H25ZM174 236H175V234H174ZM192 237H195V236H193V234H192ZM26 239H28V236ZM246 239L250 241L248 246L252 247V251H254L255 253H259V257H260L259 263L261 262V264H264V242L257 243L255 240L253 243L252 239H249L248 237ZM3 242L8 247L5 249V248H3L5 245L2 244V245H0V251L6 252V253L11 252V243H12L11 240L9 241V243L7 241H3ZM57 242H59V241H57ZM196 242H198V241H196ZM226 242H227V240H226ZM30 243H32V242H30ZM131 244H132V246L134 245L133 243H131ZM131 244H130V246H131ZM135 244H136V242H135ZM12 245H13V243H12ZM59 245H61V244L59 243ZM225 245H227V244H225ZM225 245H224V248H226ZM181 246H183V244H181ZM188 246H189V244H188ZM192 246L194 247V245H192ZM54 247L50 248L49 252H50V255H51L52 259L54 260V262L57 263L58 261H56V260L59 258L57 256L58 254H57L56 249ZM133 248H135V246ZM136 248H141V246L139 245ZM143 248H144V246L142 247V250H144ZM161 249H164V248H161ZM165 249H168V248H165ZM169 249H171V248H169ZM198 249H196V250H198ZM246 249H247V247H246ZM137 250L138 249H136L135 251H137ZM164 251H167V250H164ZM201 251H202V249H201ZM172 253H174V252H172ZM10 254L11 253H9V255ZM28 254H27V256H29ZM110 255L107 257H110ZM194 255H195V253H194ZM145 256H147V255H145ZM164 256H167V255H164ZM173 256H175V254ZM203 256H204V252H203ZM236 256L239 259L240 255L237 254ZM94 257H96V256L94 255ZM173 258H175V257H173ZM184 258H185V255H184ZM152 259H153V257H152ZM171 259H172V257H171ZM171 259L169 258V260H171ZM150 260H151V258H150ZM179 260H180V258H179ZM241 260H242V258H241ZM1 261L2 260H0V264H5V262H1ZM48 262H49V260H48ZM149 263H150V261H149ZM169 263H171V262H169ZM244 263L246 264L247 262H244ZM128 264H131V263H128Z\"/></svg>", "mask_w": 264, "mask_h": 264}]
</instances>
